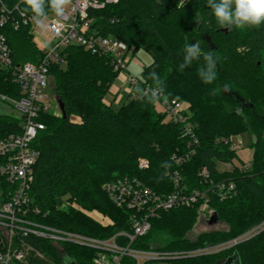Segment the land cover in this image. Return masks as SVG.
Segmentation results:
<instances>
[{"label":"trees","instance_id":"trees-1","mask_svg":"<svg viewBox=\"0 0 264 264\" xmlns=\"http://www.w3.org/2000/svg\"><path fill=\"white\" fill-rule=\"evenodd\" d=\"M105 1V0H100ZM9 8L22 0H0ZM51 13L50 11L48 14ZM28 14H31L28 12ZM91 29L96 35L114 36L134 52L143 48L152 63L139 76L136 95L114 109L107 96L119 72L111 55H100L82 46L70 45L61 52L65 64L50 69L54 92L65 105L67 117L46 113L41 116L45 129L33 142L39 151L34 166L29 207L38 214L29 216L72 233L108 238L118 231H130V212L118 207L104 186L118 178L135 177L160 195L180 185L189 193L212 187L199 174L204 168L213 184L234 182L235 194L221 199L210 191V210L227 228L188 237L198 216L199 203L179 206L151 219V230L137 239V246L159 250H195L238 238L264 222V23L238 29L216 22L207 0H117L90 10ZM6 34L17 63L37 62L43 57L33 42L30 26L0 28ZM199 43L203 52L216 60V79L204 83L197 69L204 61H193L183 71L184 45ZM155 71L160 79L150 73ZM163 84V96L189 104L186 115L194 126L196 153L178 165L175 156L186 153L190 138L183 124L170 122L166 114L148 102L151 91ZM148 88V91H147ZM0 93L19 97L9 70L0 67ZM138 97H142L140 99ZM160 104V103H159ZM79 116L77 122L71 116ZM17 116L0 114V139L20 132ZM248 132L254 149L250 168L234 166L220 170L218 164L238 159L232 137ZM148 160L140 168V159ZM68 202L76 201L81 209ZM85 210H97L112 220L103 226ZM25 241L44 256H31L15 264H63L59 248L52 241L33 236ZM64 253L76 264H92L95 250L70 242ZM237 253L240 264H264V229L250 238L219 252L178 260L176 264H221Z\"/></svg>","mask_w":264,"mask_h":264},{"label":"built area","instance_id":"built-area-1","mask_svg":"<svg viewBox=\"0 0 264 264\" xmlns=\"http://www.w3.org/2000/svg\"><path fill=\"white\" fill-rule=\"evenodd\" d=\"M117 0H72L65 14L57 17L52 12L37 25L32 14H22L19 5L9 8L2 4L0 13V28L10 23L13 29L30 26V34L36 47L43 53L37 62L15 63L13 50L7 36L0 29V67L9 70L13 83L20 89L19 97L0 93V99L20 112L21 130L0 139V264H15L27 262L30 257L44 255L25 241V237L33 236L52 241L64 253L63 243L70 242L95 250L92 264H176L178 260L206 255L230 248L240 241L246 240L264 229V222L230 241L205 246L195 250H159L137 246V239L145 236L151 230V219L159 217L162 212L179 206L199 203V211L205 214L210 210V191L214 187L221 199L235 194L234 182H219L213 184L208 171L204 168L199 172L212 187L202 190L195 189L189 193L181 187L178 171L173 174L177 185L171 193L160 195L141 180L135 177L118 178L108 182L104 189L110 199L121 208L130 212L131 230L118 231L108 238H95L78 233H72L51 225L39 222L29 216L38 214L37 206L29 207L30 189L34 179V166L39 158V151L33 146L39 132L45 129L41 116L46 113L61 115L57 95L51 99L47 88H52L50 69L53 63L65 64L61 52L70 45L82 46L86 50L100 55H111L115 70L126 74L124 82L129 94L134 97L138 89L139 79L127 71L128 64L134 53V47L114 36L96 35L92 32L90 10L99 9L106 3ZM41 28H46L51 38L45 39ZM53 89V88H52ZM148 91V88H147ZM170 122L182 123L184 135L190 138L189 150L175 156L176 164L188 161L195 153L198 139L194 126L188 122L186 111L189 105L176 99H168L163 94L158 99ZM53 102L56 110L52 111ZM233 142V140H232ZM232 148L234 146L232 145ZM147 159H140V168L148 167ZM244 164L243 168H250ZM63 205L70 204L69 196H63ZM75 209H81L76 201L70 204ZM89 214V213H88ZM96 221L108 225L94 215ZM108 218L105 216L104 220ZM110 224V223H109ZM65 254V253H64Z\"/></svg>","mask_w":264,"mask_h":264},{"label":"clouds","instance_id":"clouds-1","mask_svg":"<svg viewBox=\"0 0 264 264\" xmlns=\"http://www.w3.org/2000/svg\"><path fill=\"white\" fill-rule=\"evenodd\" d=\"M24 10L22 14L30 12L32 19L37 25H42L47 18L48 12L57 17H62L72 0H22ZM212 15L221 26L244 29L246 27L259 26L264 23V0H207ZM183 63L179 70L183 71L190 67L193 61H204V67L197 69L198 76L210 84L216 79V60L211 52H203L199 43L184 45ZM154 79H160L155 71L150 73ZM164 92L163 84L151 91L148 102L155 103ZM143 99L142 97H138Z\"/></svg>","mask_w":264,"mask_h":264},{"label":"rangeland","instance_id":"rangeland-1","mask_svg":"<svg viewBox=\"0 0 264 264\" xmlns=\"http://www.w3.org/2000/svg\"><path fill=\"white\" fill-rule=\"evenodd\" d=\"M185 1H187V0H181V2H185ZM40 32L45 39L49 40L51 38V34H49V32L47 31L46 28H41ZM152 61H153V57H152L151 53H149L147 50H145L143 48H140L135 52L132 61L128 64V69L130 70V72L133 75L137 76V78L139 79V76L141 75L143 67L145 65H149L150 63H152ZM50 84H51L52 88H54L55 84H54L53 77H51ZM113 85L116 89H119V93H118L119 98H117L118 101L114 100V98L112 97V94H111L110 98L113 101L114 109H119L124 103H126L130 100V95H129V92L127 90L128 86L126 84H124V80L120 79L119 77H117V79ZM137 87L139 88V86H137ZM52 88H47V90H46L51 99L56 97V94ZM109 93H110V91H109ZM57 100H58V98H57ZM108 102H110V101H108ZM55 104L56 103L53 102L54 106L52 108V111L56 110ZM58 104H59V102H58ZM157 109H159V110L163 109L161 104L157 103ZM59 110H61L60 105H59ZM0 114L13 115V116L18 117L20 115V112L14 106H12L6 102H3L0 99ZM80 119L81 118L79 116H74V115L71 116L72 121L78 122ZM233 137H234L233 138V144L236 147L240 146L242 151H244V150L247 151L249 149V147L251 145V138H250V135L248 132H244L240 135L233 136ZM251 148H253V147L251 146ZM241 164H242V162H241ZM218 165H219L220 170H228L230 168L229 164L219 163ZM233 165L238 166L239 160L235 159L233 161ZM85 212H87V214L89 213L91 215H94L97 218L99 217V219H101L103 221H106L104 223L108 222V225H109V223L110 224L112 223V220L109 216H107L106 214L101 213L97 210H94V211L85 210ZM211 212L212 211H209V212H206L204 215L200 214L198 216L197 221H196L193 229H191V231L188 232L189 238L195 239L202 232L227 228L226 224H224L223 222H220V221L211 222L210 219H211V216L213 215V213H211ZM105 216L108 218L107 220H104ZM103 226H106V225H103ZM61 255L63 258V264H66L68 261H70V258L67 255H65L64 253H61Z\"/></svg>","mask_w":264,"mask_h":264},{"label":"crops","instance_id":"crops-1","mask_svg":"<svg viewBox=\"0 0 264 264\" xmlns=\"http://www.w3.org/2000/svg\"><path fill=\"white\" fill-rule=\"evenodd\" d=\"M134 54H135V52H134ZM134 54L132 55L130 62L132 61ZM127 71L129 73H131L130 70L128 69V67H127ZM118 77L120 79H123L124 80L125 77H126V74L125 73H123V74L119 73L118 74ZM124 84H126V83L124 82ZM118 93H119V89H116L114 87V85H112L111 86V89H110V93L107 96V100L110 101V103H113V101L110 98L111 97V94H112V97L114 98V100H117L118 101V99H117V98H119L118 97ZM233 138L234 137H232V140H233ZM250 138H251V136H250ZM233 146H234V148H235V150L237 152V156H238V160H239V165L238 166H244V164H251L252 163L254 149L251 148V146L249 147V149L247 151H245V150L242 151L241 148H240V146L239 147L238 146L236 147L234 144H233ZM241 162H242V164H241ZM223 164H229V167L230 168L228 170H232V168L234 167L233 163H223ZM218 168H219V165H218Z\"/></svg>","mask_w":264,"mask_h":264},{"label":"water","instance_id":"water-1","mask_svg":"<svg viewBox=\"0 0 264 264\" xmlns=\"http://www.w3.org/2000/svg\"><path fill=\"white\" fill-rule=\"evenodd\" d=\"M58 98V102H59V105H60V109H61V113H62V116L64 118L67 117V114H66V111H65V105L64 103L62 102V100ZM211 222H216L218 221V216L216 213H214L212 216H211V219H210ZM66 255V254H65ZM66 264H76V262L74 260H71L70 258V261H68ZM221 264H240V259H239V256L237 253H234L233 255H231L229 258L226 259V261H224L223 263Z\"/></svg>","mask_w":264,"mask_h":264}]
</instances>
